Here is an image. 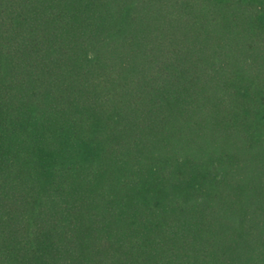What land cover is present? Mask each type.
<instances>
[{
    "label": "trees",
    "instance_id": "16d2710c",
    "mask_svg": "<svg viewBox=\"0 0 264 264\" xmlns=\"http://www.w3.org/2000/svg\"><path fill=\"white\" fill-rule=\"evenodd\" d=\"M0 264H264V0H0Z\"/></svg>",
    "mask_w": 264,
    "mask_h": 264
}]
</instances>
